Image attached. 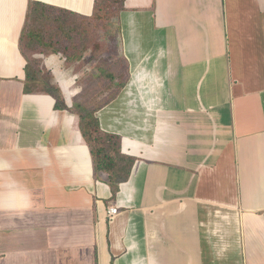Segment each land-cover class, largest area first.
<instances>
[{
	"label": "crops",
	"instance_id": "obj_1",
	"mask_svg": "<svg viewBox=\"0 0 264 264\" xmlns=\"http://www.w3.org/2000/svg\"><path fill=\"white\" fill-rule=\"evenodd\" d=\"M94 2L0 0V264H264V0L124 1L129 79L96 114L134 158L115 196L19 47L30 4Z\"/></svg>",
	"mask_w": 264,
	"mask_h": 264
},
{
	"label": "trees",
	"instance_id": "obj_2",
	"mask_svg": "<svg viewBox=\"0 0 264 264\" xmlns=\"http://www.w3.org/2000/svg\"><path fill=\"white\" fill-rule=\"evenodd\" d=\"M124 1L95 0L90 16L67 10L36 13L34 5L30 4L19 39L20 50L27 59L25 90L32 87L45 92L56 99V108L68 109L78 116L93 169L95 173L106 175L112 196L116 195L119 183L128 179L134 158L121 152L119 135L100 128L96 114L118 95L129 79L128 63L118 52L113 26ZM49 12L70 18L63 22ZM85 52H89L88 58ZM37 53L58 54L67 65L94 61L92 71L78 81L80 91L70 89L72 103L69 106L64 101L61 86L52 78L54 74L41 66V59L35 56Z\"/></svg>",
	"mask_w": 264,
	"mask_h": 264
},
{
	"label": "rangeland",
	"instance_id": "obj_3",
	"mask_svg": "<svg viewBox=\"0 0 264 264\" xmlns=\"http://www.w3.org/2000/svg\"><path fill=\"white\" fill-rule=\"evenodd\" d=\"M51 15L52 13H48ZM54 17H59L60 21L66 22L69 20V16L58 15V14H52ZM85 58H88L89 52L84 53ZM60 72H56L53 75V80L57 82V84H61L63 87H65L66 91L78 92L80 91L81 87L78 84V81L80 78L85 76L87 73H90L94 66V61L90 62H84V63H75V64H65L64 62L61 63ZM74 66H76L74 68ZM51 79H49L50 81ZM68 87L70 89H68Z\"/></svg>",
	"mask_w": 264,
	"mask_h": 264
},
{
	"label": "built area",
	"instance_id": "obj_4",
	"mask_svg": "<svg viewBox=\"0 0 264 264\" xmlns=\"http://www.w3.org/2000/svg\"><path fill=\"white\" fill-rule=\"evenodd\" d=\"M118 213V208L116 206H111L107 210V218L112 219Z\"/></svg>",
	"mask_w": 264,
	"mask_h": 264
}]
</instances>
